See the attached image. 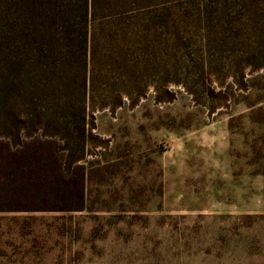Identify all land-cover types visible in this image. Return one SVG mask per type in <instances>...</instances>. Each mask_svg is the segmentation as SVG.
Returning a JSON list of instances; mask_svg holds the SVG:
<instances>
[{
  "label": "rangeland",
  "instance_id": "1",
  "mask_svg": "<svg viewBox=\"0 0 264 264\" xmlns=\"http://www.w3.org/2000/svg\"><path fill=\"white\" fill-rule=\"evenodd\" d=\"M21 4L0 0V264H264V70L225 0H101L119 31L86 119L60 71L41 121L7 56Z\"/></svg>",
  "mask_w": 264,
  "mask_h": 264
},
{
  "label": "trees",
  "instance_id": "2",
  "mask_svg": "<svg viewBox=\"0 0 264 264\" xmlns=\"http://www.w3.org/2000/svg\"><path fill=\"white\" fill-rule=\"evenodd\" d=\"M20 15H15L12 30L15 35L13 47L8 46L7 56L16 52L19 60L13 61L19 69L31 68L32 72L21 73V82L32 80L37 93L35 115L39 121L47 114L45 106L49 99L47 86L57 72H63L80 85V112L86 119V108L93 100L89 90L93 79L92 63L96 54L97 35L108 39L118 29L97 28L100 19L101 0H24ZM229 23L242 43L245 52L256 57L257 62L247 65L255 70H264V0H225ZM110 14L105 13L102 18ZM10 25V24H7ZM135 28L131 34L135 35ZM15 48V49H14ZM54 60V61H51ZM110 107L102 104L99 108ZM98 109L93 107V110ZM85 121V120H84ZM85 131V124L83 127Z\"/></svg>",
  "mask_w": 264,
  "mask_h": 264
}]
</instances>
